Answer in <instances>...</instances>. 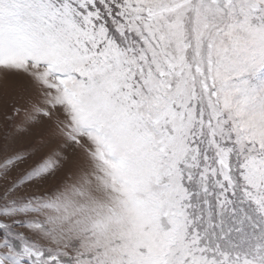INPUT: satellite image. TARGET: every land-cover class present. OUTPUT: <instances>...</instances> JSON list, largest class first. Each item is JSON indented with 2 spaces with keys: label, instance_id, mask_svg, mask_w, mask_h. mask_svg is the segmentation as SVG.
I'll use <instances>...</instances> for the list:
<instances>
[{
  "label": "snow or ice",
  "instance_id": "snow-or-ice-1",
  "mask_svg": "<svg viewBox=\"0 0 264 264\" xmlns=\"http://www.w3.org/2000/svg\"><path fill=\"white\" fill-rule=\"evenodd\" d=\"M0 264H264V0H0Z\"/></svg>",
  "mask_w": 264,
  "mask_h": 264
},
{
  "label": "rangeland",
  "instance_id": "rangeland-1",
  "mask_svg": "<svg viewBox=\"0 0 264 264\" xmlns=\"http://www.w3.org/2000/svg\"><path fill=\"white\" fill-rule=\"evenodd\" d=\"M0 119H2V117H0Z\"/></svg>",
  "mask_w": 264,
  "mask_h": 264
}]
</instances>
